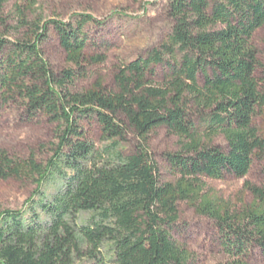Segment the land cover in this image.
<instances>
[{
  "label": "trees",
  "instance_id": "16d2710c",
  "mask_svg": "<svg viewBox=\"0 0 264 264\" xmlns=\"http://www.w3.org/2000/svg\"><path fill=\"white\" fill-rule=\"evenodd\" d=\"M0 0V111L17 108L28 122L56 127L57 144L46 162L33 154L10 157L0 149V181L35 186L21 209H0V264H78L85 254L106 252L113 264H191L188 250L171 233L178 205L187 203L212 220L230 264L264 256V184H244L252 201L231 208L206 191L204 179H244L264 159V137L254 126L264 108V79L252 45L264 25V0H167L172 24L165 41L113 76L86 90L90 15L70 22L36 14V0L16 1L13 24ZM53 31L70 66L54 73L41 45ZM157 69H161V79ZM94 126L97 149L86 127ZM164 128L180 149L166 154L173 176L159 180L149 135ZM222 137L226 150L212 141ZM132 137L134 151L121 144ZM58 185L46 199L43 187ZM88 215L85 223L80 217Z\"/></svg>",
  "mask_w": 264,
  "mask_h": 264
},
{
  "label": "rangeland",
  "instance_id": "374dc122",
  "mask_svg": "<svg viewBox=\"0 0 264 264\" xmlns=\"http://www.w3.org/2000/svg\"><path fill=\"white\" fill-rule=\"evenodd\" d=\"M24 2V0H19ZM36 14L47 21L56 19L70 22L77 15H90L102 25L88 26L90 47L86 51L87 58L102 56L105 60L100 64L88 65V77L77 84L78 90L90 88L96 81H101L108 90L114 91L113 76L117 69L131 62L162 44L171 29L167 14V0H36ZM16 1L12 0L4 7L2 17L9 18L13 24L12 11ZM1 30V29H0ZM252 45L257 51V58L263 70L256 78L264 79V25L258 29ZM44 58L51 70L58 74L70 66L53 31L41 45ZM161 79V69H157ZM264 86V83H262ZM254 126L259 135L264 137V108L254 119ZM88 138L97 149L109 143L100 140L97 128H85ZM57 144L56 127L45 120L28 122L15 107L0 111V149L10 157L25 159L33 154L37 161L46 162ZM212 144L226 150V142L220 136L213 139ZM135 141L129 137L121 144L120 152L124 156L134 151ZM179 140L164 128L154 130L149 135V153L159 170L161 182L173 181L170 168L165 161L166 154L178 152ZM205 191L212 197L227 203L233 209L251 203L252 198L244 189V184L254 186L264 184V159L255 160L249 174L244 179H236L226 175L221 180L204 179ZM35 186L30 181H0V209L18 210L32 195ZM58 185H46L43 192L50 199L57 191ZM178 222L171 233L172 239L184 246L191 256V264H230V260L222 251L216 226L212 220L198 215L187 203L178 205ZM88 215L80 217L85 223ZM106 252L95 258L85 254L78 264H113ZM249 264H264V256L253 251Z\"/></svg>",
  "mask_w": 264,
  "mask_h": 264
}]
</instances>
